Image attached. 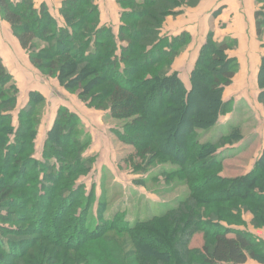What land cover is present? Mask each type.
<instances>
[{"label": "trees", "instance_id": "16d2710c", "mask_svg": "<svg viewBox=\"0 0 264 264\" xmlns=\"http://www.w3.org/2000/svg\"><path fill=\"white\" fill-rule=\"evenodd\" d=\"M55 1L57 17L46 3L0 0V17L43 76L90 109L124 121L112 133L134 149L127 161L135 172L173 165L161 175L183 180L191 192L146 221L106 216L108 201L79 182L95 163L84 155L90 141L80 134V118L60 105L38 158L48 100L30 91L15 125L20 89L0 57V264H264L260 234L233 228L250 213L255 229H264V147L250 172L225 178L218 155L240 140L238 128L216 142L201 141V132L231 110L224 92L238 72L227 53L235 41H216L210 32L188 88L172 66L192 37L164 35L163 26L202 0H115L117 33L101 24L96 0ZM256 27L261 36L264 9ZM258 86L264 107V58ZM199 234L204 242L196 248Z\"/></svg>", "mask_w": 264, "mask_h": 264}, {"label": "rangeland", "instance_id": "374dc122", "mask_svg": "<svg viewBox=\"0 0 264 264\" xmlns=\"http://www.w3.org/2000/svg\"><path fill=\"white\" fill-rule=\"evenodd\" d=\"M48 1L53 14L57 17L59 3L53 0ZM98 4L101 9V24L112 27L117 33L120 25V6L115 0H98ZM166 21L163 34L175 36L171 28L173 21L171 19H169L170 23ZM199 42L198 38L191 39L189 44L180 51L178 60L174 62L175 65L173 64L175 70L179 69L185 83L188 82V88V78L198 59ZM10 55L11 57L7 58V65L17 74L16 79L15 76L13 78L20 89L18 107L13 112L14 124L18 123V113L26 104L29 88L41 89L45 97L47 96L48 106L36 141V156L40 158L45 134L53 121L56 108L59 105H66L75 112L81 120L80 134L83 139L90 141L88 152L84 155L95 157L92 172L87 177H81L79 182L85 184L88 189L94 185L97 198L102 197V200L108 201L106 216L113 217L118 213L125 215L131 223L146 221L176 208L182 200L187 198L191 192L188 184L178 179L169 182L161 175L164 168L169 170L175 166L156 164L153 169L146 172H135L134 163L127 161L134 155V149L122 143L112 133L113 129H121L124 121L109 119L106 112L90 109L77 94L66 91L57 79H47L29 64L26 52H21L15 56L16 58H13L11 53ZM241 95V93L228 94V98L233 100L230 112L213 128L201 132L203 143L216 142L222 136L234 132L236 127L238 128L236 133L241 135L240 140L218 155V159L223 162L222 176L225 178H238L250 172L264 147L263 106L257 104V96L252 90H249L248 94L245 93L244 98H240ZM236 96H239L237 97L239 99L235 100ZM258 100L260 102V98ZM140 179L143 181H138ZM242 218V224L233 223L234 229L253 234L259 233L260 237L264 236V229L256 230L253 226L252 214L244 213ZM203 242V234H199L192 242V246L201 248ZM248 264L259 263L250 259Z\"/></svg>", "mask_w": 264, "mask_h": 264}, {"label": "crops", "instance_id": "0c3cea01", "mask_svg": "<svg viewBox=\"0 0 264 264\" xmlns=\"http://www.w3.org/2000/svg\"><path fill=\"white\" fill-rule=\"evenodd\" d=\"M35 2L37 5L46 3L50 7L48 0H35ZM96 2L98 4V0ZM262 9H264V0H202L197 7L186 8L182 15L169 17L166 21L168 23H170L169 19L173 21V27L171 28H173L172 31L175 35L180 34V32H188L193 40L198 38L201 42H199V49L210 32L214 33L216 41L221 42L224 39L235 41V47L227 53L230 57L237 60L239 67L232 84L224 92V99L226 100L233 101L231 98H228V94L239 95L241 93L240 98H244V94H248L249 90H252L257 96V104L262 105L258 100L260 95L258 75L262 59L264 58V32L259 36L256 27V14ZM21 52L25 51L19 45L10 26L0 17V57L12 76H15V79L17 74L7 65V58L11 57L10 53L14 56L13 58H16L15 56H18ZM28 62L32 66L29 59ZM174 65L173 71L179 73V69L175 70ZM180 77L182 78L181 74ZM183 82L185 83V80ZM30 91L43 93L41 89L31 87L27 92V100ZM237 97L239 96H236L235 100L239 99ZM52 123L53 121L50 127ZM262 136H264V132Z\"/></svg>", "mask_w": 264, "mask_h": 264}]
</instances>
